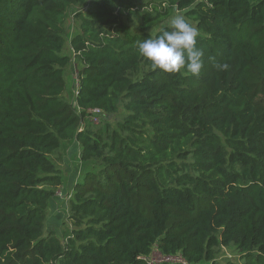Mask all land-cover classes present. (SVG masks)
<instances>
[{"label": "trees", "instance_id": "trees-1", "mask_svg": "<svg viewBox=\"0 0 264 264\" xmlns=\"http://www.w3.org/2000/svg\"><path fill=\"white\" fill-rule=\"evenodd\" d=\"M174 13L199 30V75L137 53ZM69 141L65 192L50 156ZM66 193L70 234H44ZM221 247L264 264V0H0V264H219Z\"/></svg>", "mask_w": 264, "mask_h": 264}, {"label": "clouds", "instance_id": "clouds-1", "mask_svg": "<svg viewBox=\"0 0 264 264\" xmlns=\"http://www.w3.org/2000/svg\"><path fill=\"white\" fill-rule=\"evenodd\" d=\"M199 30L183 14L176 13L157 35L136 42L137 53L151 63L153 70L178 73L182 69L199 75L203 67V51L196 47ZM227 70V63L219 64Z\"/></svg>", "mask_w": 264, "mask_h": 264}, {"label": "rangeland", "instance_id": "rangeland-1", "mask_svg": "<svg viewBox=\"0 0 264 264\" xmlns=\"http://www.w3.org/2000/svg\"><path fill=\"white\" fill-rule=\"evenodd\" d=\"M173 15H171L166 20V23H168L169 19ZM72 26H73V22H70V24L68 25L69 27L68 35L69 33L72 32ZM75 74L76 71L73 70H70L68 74L65 73L67 90L66 93L64 94V97L70 102H72L73 100L77 86V81L74 77ZM121 113L122 110L120 109L118 114L120 115ZM89 119L90 117L88 118V120ZM88 122L95 125V123H92L90 120ZM50 157L57 164L59 171L62 173L63 176V183L61 185L63 186L62 189L65 192L68 191L71 192L72 185L74 184L79 172L83 171L82 163L79 161V145L75 141L62 142L60 148L55 152V154H53ZM74 169L76 171H74ZM73 172H75L74 176H73ZM66 195L67 193L64 195V199H65L64 201L52 200L50 202L44 221V234L51 231L52 234L62 239H64L70 234V231L74 225L72 221L69 218H67L68 208L66 202L68 198L66 197ZM235 254L236 253L234 252V249L221 247L217 252L216 261L219 264H225V261L227 259L235 260L236 258ZM148 259L150 262L159 263L165 261L166 257L161 256L160 253L157 251V249L154 248L152 253L148 256Z\"/></svg>", "mask_w": 264, "mask_h": 264}, {"label": "built area", "instance_id": "built-area-1", "mask_svg": "<svg viewBox=\"0 0 264 264\" xmlns=\"http://www.w3.org/2000/svg\"><path fill=\"white\" fill-rule=\"evenodd\" d=\"M90 119L93 123L97 124L100 121L101 118V111L98 108H93L90 110ZM58 194H60V192H57ZM166 262H170V261H179V262H183V260L179 257V256H168L166 257Z\"/></svg>", "mask_w": 264, "mask_h": 264}]
</instances>
